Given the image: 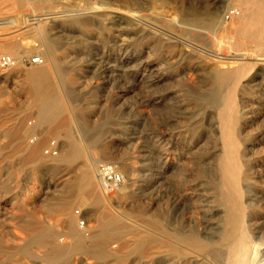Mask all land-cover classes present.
<instances>
[{"label": "bare ground", "instance_id": "6f19581e", "mask_svg": "<svg viewBox=\"0 0 264 264\" xmlns=\"http://www.w3.org/2000/svg\"><path fill=\"white\" fill-rule=\"evenodd\" d=\"M217 1L204 13L184 12L197 29L169 14L159 18L165 29L185 32L181 39L107 3L7 0L0 54L38 51L45 63L19 64L18 71L0 66V81L27 93L19 106L0 103V136L7 138L0 141V172L5 163L17 177L22 168L36 176L61 165L80 171L53 183L67 193L56 198L47 190L42 198L51 200L49 213L61 216L70 239L59 238L55 222L28 213L24 230H0V264H31L34 257L77 264L72 257L86 252L78 263L263 264L257 259L264 252V132L253 126L264 116V0H234L245 12L231 23L219 20ZM134 29L150 50L137 48ZM31 32L37 42L23 37ZM28 115L35 116L31 128ZM160 125L169 131L159 133ZM37 132L61 139L57 160L43 156L40 140L27 143ZM15 158L21 167L14 168ZM104 161L117 164L125 179L110 196L96 170ZM75 204L91 207L89 234L71 212ZM184 206L198 214L189 231L179 218ZM13 218L0 201V224ZM112 239L121 241L118 250L109 247Z\"/></svg>", "mask_w": 264, "mask_h": 264}, {"label": "rangeland", "instance_id": "374dc122", "mask_svg": "<svg viewBox=\"0 0 264 264\" xmlns=\"http://www.w3.org/2000/svg\"><path fill=\"white\" fill-rule=\"evenodd\" d=\"M217 0H78L79 3L81 4H101V3H107L108 5H112L114 9H116L119 13L123 15L127 14H134L135 19H139L143 21L151 30H160L163 33H166L168 35H172L173 33L177 34L181 39L187 38V36L184 34L185 32H182L178 28H166L163 25V23L160 21V17L165 16L166 14L172 15L173 17H176L178 20V24L189 27L191 29H197V23L192 22V21H186L183 20V14L190 8H196L198 9L201 13H204L209 5L213 2H216ZM230 3L236 4V2L233 0ZM8 2L7 0H0V15L6 14L8 10ZM237 5V4H236ZM217 6H218V14H219V20H223L222 14L227 6V1L226 0H218L217 1ZM243 13L245 12L244 9H242ZM225 21V20H224ZM235 21V18L229 21ZM137 22V21H136ZM206 32H208V35L212 38H217V39H225L224 34L221 32L215 30V29H204ZM132 35L134 36V39L136 40L137 48L143 49V50H150L151 44L147 41L146 38L141 39L138 33V29H134L132 32ZM26 40H31L33 42H37L36 40V35L35 33L31 32L23 36ZM1 54H8V53H1ZM36 54H40L43 56L42 53L36 52V51H30L26 53L25 55L27 56H35ZM20 67L24 66H29L28 64H20ZM19 68H12V69H7L5 71H18ZM16 79H20L22 77L20 72L16 73ZM88 79L90 81H96L99 80L97 77H90L88 76ZM195 89H197V79H196V84H195ZM263 86V85H260ZM163 87H160L158 89L152 90L154 93L157 90H161ZM130 95V94H129ZM27 93L24 92L20 87L8 84L4 81H0V103H6L11 106H19L26 100ZM147 113L149 112V109L147 108ZM150 113V112H149ZM153 118H158L159 117V123H163V117L158 116V114H151ZM157 120V119H156ZM25 124L31 128L35 125V116L34 115H28L27 118L25 119ZM254 132L256 131L257 134H260V132H264V116L257 121L254 124ZM159 133H167L169 131V128L165 125H160L158 127ZM33 138H35V141H32ZM2 139L6 140L7 138L5 136H0V141ZM56 139L59 143L60 147V153L58 156L51 157L45 155V147L47 146L48 142L50 140ZM42 142V148L41 152L44 157H47L50 161H55L57 160L62 153V141L61 139H58L54 134L48 133L46 135H42L40 133H30L29 136L27 137L26 141L30 145H34L37 143V141ZM115 143L121 147L122 145H119L118 141H115ZM124 147V146H122ZM125 148V147H124ZM126 149V148H125ZM14 158V157H13ZM8 163H5L3 165V169L0 172V201H1V206L5 208V210L9 213L14 214V218L10 219V223L8 225L0 224V230H6L8 226L12 228L15 231H21L24 230V226L22 224L23 218L28 214L32 213L37 219H46L48 221L55 222L61 232L59 233V238L61 236H64L66 239H70V236H68L65 233L66 227L63 225V221L61 219V216L55 215V214H50L49 213V204L50 201L49 199H42L44 192L47 190L52 191L50 193V196H55L58 198L65 192L67 191L62 188L61 186L59 187H54L53 183L56 182V180L62 176L64 173L67 175V172H70V174H74L76 171H80L79 166H74V167H67L65 165H61L59 170L57 172H48V173H41L39 175H33L31 172H29L28 169H23L20 173V175L17 177L14 174L9 173L8 169ZM13 166L14 168L21 167V163L19 162L18 158H15L13 161ZM67 169V170H65ZM16 180L17 181V186L14 188H5V185H8L10 181ZM51 181V182H50ZM185 183V184H184ZM185 191L190 192V182L188 180L183 181ZM131 189V187H128V190ZM188 190V191H187ZM181 194L178 190H174L171 195H174V197H178ZM129 200V199H128ZM120 202L125 201V199H119ZM166 201V198L162 200V203ZM113 206H117V200L112 201ZM163 205V204H162ZM164 207V205L162 206ZM81 209L84 211L86 216L88 215L89 218H87L88 224L93 225L94 220L90 216L91 212V207L88 206H82L80 204H75L71 210V212L76 216L75 214V209ZM193 216H197L194 212V209L189 208L187 206L183 207V210L179 214V218L184 221L185 223V230L184 231H189L186 230L188 227L186 226L189 222V219H191ZM199 219V218H197ZM76 221L80 225L78 217L76 216ZM81 226V225H80ZM173 227V225H171ZM87 230V228H84ZM90 232V230H89ZM89 234V233H88ZM113 244H117V247H113ZM121 246V241L119 239H112L109 242V247L112 250H118ZM89 253H77L72 257L71 263H78V258L79 256H84V257H89ZM20 254L16 253L15 255L12 256L11 261L15 259H19ZM93 258V257H91ZM264 259V252L260 254L259 259ZM94 264H99L95 258H93ZM31 264H44V260L41 257H34L31 259ZM12 264V263H8ZM68 264V263H64ZM123 264H132V260H129ZM264 264V261H263Z\"/></svg>", "mask_w": 264, "mask_h": 264}, {"label": "built area", "instance_id": "2783aa9c", "mask_svg": "<svg viewBox=\"0 0 264 264\" xmlns=\"http://www.w3.org/2000/svg\"><path fill=\"white\" fill-rule=\"evenodd\" d=\"M241 14L242 11L236 4L229 3L223 11L222 18L225 21H229L239 17ZM44 63V57L40 54H36L35 56L23 55L19 58L9 54H0V66L5 69L14 68L19 64L41 65ZM44 152L47 156H58L60 153L58 141L56 139L50 140L45 147ZM96 170L105 194L110 196L123 186L125 179L117 164L109 161L100 162L98 163ZM75 214L78 217L81 227L87 228L86 232L89 233V224L84 211L77 208L75 209Z\"/></svg>", "mask_w": 264, "mask_h": 264}]
</instances>
